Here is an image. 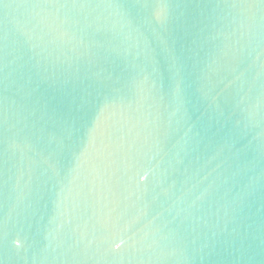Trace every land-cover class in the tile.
<instances>
[{
    "label": "water",
    "instance_id": "obj_1",
    "mask_svg": "<svg viewBox=\"0 0 264 264\" xmlns=\"http://www.w3.org/2000/svg\"><path fill=\"white\" fill-rule=\"evenodd\" d=\"M0 264H264V0H0Z\"/></svg>",
    "mask_w": 264,
    "mask_h": 264
}]
</instances>
